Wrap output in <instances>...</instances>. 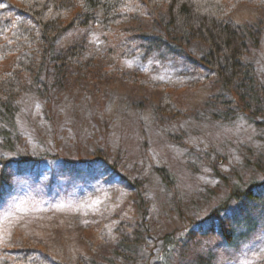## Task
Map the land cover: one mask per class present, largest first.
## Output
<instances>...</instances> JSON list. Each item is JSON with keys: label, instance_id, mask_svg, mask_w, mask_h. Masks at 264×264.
Wrapping results in <instances>:
<instances>
[{"label": "rangeland", "instance_id": "374dc122", "mask_svg": "<svg viewBox=\"0 0 264 264\" xmlns=\"http://www.w3.org/2000/svg\"><path fill=\"white\" fill-rule=\"evenodd\" d=\"M132 1V21L108 31L95 24L71 28L58 48L82 44L89 61L115 64L124 77L138 72L143 86L118 73L86 81L49 73L45 109L39 94L24 89L18 149L43 158L36 168L9 174L1 194V263L22 264L3 254L30 251L41 264H163L164 237L191 227L192 240L170 264H264V193L258 201L225 204L235 188L264 181V126L258 125L264 105L248 113L235 108L236 90H226L206 67L209 48L175 40L165 25L166 7L151 11L142 0ZM224 8L227 22L244 32L246 64L264 86V4L228 0ZM2 17L17 19L13 13ZM11 36L0 30V54L4 45L14 46ZM247 87L255 90V84ZM164 92L181 118L160 113ZM257 110L262 114L256 118ZM48 154L59 159H46ZM61 160L93 167L75 174ZM114 169L119 178L110 176ZM162 169L172 175L173 189L160 179ZM222 205L204 223L229 222L237 238L232 244L218 234L194 232ZM125 222L142 225L132 246L116 232Z\"/></svg>", "mask_w": 264, "mask_h": 264}, {"label": "trees", "instance_id": "16d2710c", "mask_svg": "<svg viewBox=\"0 0 264 264\" xmlns=\"http://www.w3.org/2000/svg\"><path fill=\"white\" fill-rule=\"evenodd\" d=\"M226 1L228 0H142L151 11L166 7L168 20L165 25L171 29L175 40L179 39L184 46L192 40L203 43L209 48L206 67L214 76L221 79L226 90H236V101L231 103L235 104V108L248 113L251 112L249 111L251 108L254 107L253 110H255L259 109L260 105H264L262 98L264 86L255 79L251 66L246 64L249 50L244 32L234 23L226 20L228 17L227 10L224 8ZM258 1L264 4V0ZM133 4L132 0H0V30L1 32L11 30L12 36L7 39L14 44L13 47H9V44L4 45V51L0 54V157L1 154L11 155V159L0 158V198L9 185V174L20 175L27 169L36 168L43 158H37L28 153L23 154L18 149L20 148L18 143L21 140L17 134L16 121L22 112L24 89L30 87L39 94L43 100L42 108L45 109L47 102L50 103L49 73L58 79L66 74V77H76L85 81L86 79L104 80L115 73L124 77L125 73L117 69L115 64L105 68L94 60L89 61L84 45L75 44L67 50H61L58 48V43L71 28H88L95 24L108 31L112 27L132 21L131 18L135 17L131 14L137 12ZM10 13L15 14L17 19L12 22L9 19L3 20L2 16ZM98 13L103 14L100 20ZM249 34L258 39V33L255 30L249 29ZM5 58L8 61H4ZM126 78L143 86L138 72L131 77H124V80ZM51 81L59 82L56 79ZM249 83L251 87L255 84V90L247 87ZM55 86H58V83ZM248 91H251L249 97H247ZM159 111L165 116L174 118H181L182 115L167 92L162 95ZM260 113L257 110L253 112V115L257 118ZM261 119L264 120V118ZM258 125L264 126V121L259 122ZM54 157L56 156L52 154L45 156L46 159L53 161L59 159ZM61 161L64 163V170L75 174L90 171L93 167L91 163L88 168L81 166L80 162ZM101 167L106 170L108 166L105 164ZM212 167L218 177L224 178L218 168ZM113 171L109 173L110 176L119 178L118 171L116 169ZM159 173L162 182L169 189H173L175 184L172 175L165 169ZM131 190L136 191L134 188ZM263 192L264 181L254 182L243 190L237 187L225 204L232 201L236 204H244L248 200L258 201ZM141 204H144L143 200ZM222 207L224 206L215 209L203 220V223L199 224L198 229H194V232L198 230L203 235L218 234L228 244H232L237 238L234 237V231L229 227V222L222 221L216 225L212 222L207 225L204 223L211 220ZM140 223L125 222L116 229L123 245L132 246L138 242L142 226ZM149 232V229L143 231L147 235ZM193 236V229L189 227L178 235L173 233L164 237L162 240L164 254L161 257L163 264H170L168 260L173 259V254L179 249H184ZM8 254H14L18 263L41 264V257L35 259L30 251L7 252L3 255ZM0 264H2L1 260Z\"/></svg>", "mask_w": 264, "mask_h": 264}]
</instances>
